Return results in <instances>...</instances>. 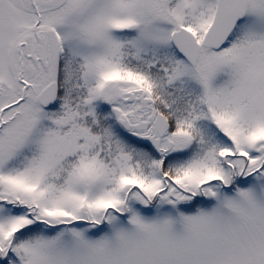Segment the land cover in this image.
<instances>
[{
    "label": "snow or ice",
    "instance_id": "obj_1",
    "mask_svg": "<svg viewBox=\"0 0 264 264\" xmlns=\"http://www.w3.org/2000/svg\"><path fill=\"white\" fill-rule=\"evenodd\" d=\"M0 264H264V0H0Z\"/></svg>",
    "mask_w": 264,
    "mask_h": 264
}]
</instances>
